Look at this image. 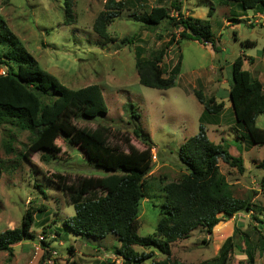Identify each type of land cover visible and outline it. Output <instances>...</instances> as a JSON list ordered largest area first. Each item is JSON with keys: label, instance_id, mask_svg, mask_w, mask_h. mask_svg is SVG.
Returning a JSON list of instances; mask_svg holds the SVG:
<instances>
[{"label": "rangeland", "instance_id": "obj_1", "mask_svg": "<svg viewBox=\"0 0 264 264\" xmlns=\"http://www.w3.org/2000/svg\"><path fill=\"white\" fill-rule=\"evenodd\" d=\"M115 1H122L124 6L107 26L109 42L93 32V23L107 0H72L74 21L69 26L64 25V0H0V16L39 67L62 85L73 90L89 85L101 88L106 115L89 121L77 119L78 127H106L108 144L125 153L128 145L139 151L145 148L135 130L148 135L153 145L152 168L144 182L139 237L155 234L165 203L163 185L187 174L177 152L198 132L203 107L194 91L202 92L205 99L215 98L216 104L222 103L219 123L206 126V134L210 142L223 145L231 156L242 159L243 174L222 162L218 164L219 172L232 185L236 198L252 200L255 211L221 222L210 235L203 229L195 230L171 246L170 258L181 264H201L215 258L225 239L232 236L236 245L232 264H264V253L260 254L258 247L264 237V192L259 187L264 171L258 168L264 159L263 150L250 144L243 125L235 121L228 96L231 64L238 56L244 61L243 69L264 89V0L258 3L260 10L256 6L244 10L236 2L221 0ZM173 3L180 7L184 18L209 22L213 45L185 39L178 44L182 29L170 26L167 20L153 30L134 21L135 16L155 7L165 8L170 17L177 19ZM172 38L176 41L166 47ZM246 41L255 47L243 48L241 43ZM160 50L164 51V72L177 63L181 66L175 85L168 90L143 87L135 69L137 61L149 60ZM132 112L139 118H132ZM255 125L264 130V114ZM29 138L28 131L0 126V233L18 228L24 212L29 211L34 217L31 231L36 236L35 242L13 246L11 257L0 252V264H123L113 254L119 247L114 236L76 237L63 226L74 216V209L53 178L61 175L76 181L108 174L87 162L83 152L62 137L47 151L29 153L25 160L22 155L29 147ZM42 155L48 159H42ZM40 241L48 246L43 247ZM134 249L152 255L140 264L166 258L156 248Z\"/></svg>", "mask_w": 264, "mask_h": 264}, {"label": "trees", "instance_id": "obj_2", "mask_svg": "<svg viewBox=\"0 0 264 264\" xmlns=\"http://www.w3.org/2000/svg\"><path fill=\"white\" fill-rule=\"evenodd\" d=\"M221 1L236 2L244 10L255 6L259 9L258 3H263L262 0ZM63 3L64 25L69 26L74 21L73 2L64 0ZM123 6L122 1L107 0L104 10L93 23V32L99 38L108 42L111 40L107 26L123 10ZM171 8L177 12V19L170 17L165 8L155 7L149 13L135 16L134 21L153 30L167 20L170 26L182 29L178 44L185 39L204 46L213 45L208 21L184 18L180 7L174 3ZM175 41L172 38L166 47ZM241 46L252 48L255 44L246 41ZM163 55L164 51L160 50L149 60L137 61L135 69L140 85L155 90H168L175 85L180 63L168 73L164 72L161 67ZM243 62L238 56L231 64L229 102L234 119L243 125L250 144L262 148L264 155V130L255 125L257 118L264 114V89L249 71L243 69ZM0 70V126L8 125L30 133L29 147L22 155L25 160L29 153L47 151L56 139L62 137L77 146L87 162L108 174L76 181H69L61 175H53V178L57 189L74 209V216L65 220L63 226L76 237L101 239L114 236L119 247L114 248L113 254L123 264H140L151 258L152 255L139 254L134 247L145 250L156 248L166 257L150 264H181L170 258L174 243L187 239L197 229H203L210 235L220 227L221 222L255 211L252 200L236 198L232 185L219 172V162L235 168L240 174H243L244 166L241 158L231 156L228 148L213 144L207 137L206 126L217 125L218 114L223 109V104H216L215 98L205 99L202 92L194 91L193 95L203 107L198 119V132L187 139L177 152L187 174L163 185L165 203L159 212L155 234L139 237L137 229L141 203L145 198L144 182L152 168L153 145L148 135L140 129L135 130L134 134L144 142L145 148L139 151L128 145V152L125 153L108 144L109 129L106 127H78L75 124L77 119L89 121L97 115H106L101 88L89 85L73 90L62 85L39 67L1 16ZM132 118L138 119L139 116L132 112ZM41 158L48 159L46 155ZM258 168L264 171V159ZM259 187L264 192V175L260 178ZM96 192L102 195L96 196ZM33 223V213L25 211L18 228L0 233V252H6L11 257L13 246L24 241L35 242L36 236L31 231ZM39 243L43 247L48 246L44 241ZM235 247L230 236L222 243L215 258L201 264H232ZM258 247L260 254L264 253L263 236ZM44 252L48 253L47 250Z\"/></svg>", "mask_w": 264, "mask_h": 264}, {"label": "built area", "instance_id": "obj_3", "mask_svg": "<svg viewBox=\"0 0 264 264\" xmlns=\"http://www.w3.org/2000/svg\"><path fill=\"white\" fill-rule=\"evenodd\" d=\"M40 240H42L43 238L42 237H39Z\"/></svg>", "mask_w": 264, "mask_h": 264}]
</instances>
